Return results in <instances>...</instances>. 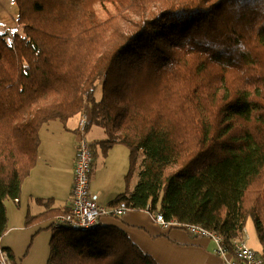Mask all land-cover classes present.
Returning a JSON list of instances; mask_svg holds the SVG:
<instances>
[{
	"label": "trees",
	"instance_id": "trees-1",
	"mask_svg": "<svg viewBox=\"0 0 264 264\" xmlns=\"http://www.w3.org/2000/svg\"><path fill=\"white\" fill-rule=\"evenodd\" d=\"M12 1L20 30L0 34V235L42 125L85 114L104 152L119 142L131 165L141 156L133 189L111 205L200 225L229 248L251 218L264 249V0ZM104 3L117 12L100 19ZM65 211L25 220L51 230L46 264H158L117 227L52 226Z\"/></svg>",
	"mask_w": 264,
	"mask_h": 264
},
{
	"label": "crops",
	"instance_id": "crops-1",
	"mask_svg": "<svg viewBox=\"0 0 264 264\" xmlns=\"http://www.w3.org/2000/svg\"><path fill=\"white\" fill-rule=\"evenodd\" d=\"M78 120L79 116L71 117L64 125L53 120L40 128L35 162L21 183L18 199L4 201L8 234L13 231L26 237L28 226L34 225H26L28 217L47 209H68L79 137ZM104 134L101 127L91 125L84 135L93 153L89 187L99 205L115 207L110 204L114 197L133 189L140 159L136 158L135 166L131 165L128 148L119 142L104 152L100 147V142L106 138ZM154 216V212L147 210L128 209L118 217L103 215L96 224L117 227L158 264H222L214 253L212 240L186 235L174 226L164 228ZM257 241L256 238L246 244L264 258V249Z\"/></svg>",
	"mask_w": 264,
	"mask_h": 264
},
{
	"label": "built area",
	"instance_id": "built-area-1",
	"mask_svg": "<svg viewBox=\"0 0 264 264\" xmlns=\"http://www.w3.org/2000/svg\"><path fill=\"white\" fill-rule=\"evenodd\" d=\"M87 116L81 115L78 120L77 154L73 164V180L67 211L54 217L52 226H71L73 228L88 229L98 222L103 215L121 216L128 209L123 201L115 207L99 205L94 199L89 187V172H91L93 153L91 143L86 139ZM155 221L164 228L171 226L185 228L188 233L196 237H204L214 242V253L221 259L222 264H264V258L250 248L243 238V233L229 248L222 244V238L215 232L196 224L179 223L174 220H165L161 213H155ZM1 240V235H0ZM8 251L0 241V264H13Z\"/></svg>",
	"mask_w": 264,
	"mask_h": 264
},
{
	"label": "rangeland",
	"instance_id": "rangeland-1",
	"mask_svg": "<svg viewBox=\"0 0 264 264\" xmlns=\"http://www.w3.org/2000/svg\"><path fill=\"white\" fill-rule=\"evenodd\" d=\"M110 3L96 4L94 7L100 19L107 18L108 14H115L117 10ZM17 8L12 0H0V34H5L7 38L13 32L20 30L17 23ZM100 95V90H96L95 97ZM99 147V146H98ZM141 157V156H140ZM139 157V159H140ZM49 221V220H48ZM45 222L46 224L48 223ZM37 225L28 226L29 231L26 237L17 232L8 234L6 231L1 235V245L4 246L11 253V261L13 264H46L47 263V240L51 236L50 229H42L36 232ZM182 233L192 236L185 228L176 227ZM253 221L248 218L245 229H243V238L245 243L256 240V231L254 230ZM13 233V235H12ZM12 235V236H11ZM33 235V236H32Z\"/></svg>",
	"mask_w": 264,
	"mask_h": 264
}]
</instances>
